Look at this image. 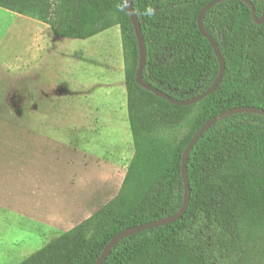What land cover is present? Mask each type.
Here are the masks:
<instances>
[{"label": "trees", "instance_id": "16d2710c", "mask_svg": "<svg viewBox=\"0 0 264 264\" xmlns=\"http://www.w3.org/2000/svg\"><path fill=\"white\" fill-rule=\"evenodd\" d=\"M212 0H131L147 47L143 79L175 100L210 88L220 66L198 27ZM260 18L264 0H250ZM0 8L50 26L55 37L86 40L119 27L134 153L121 187L93 215L19 264H94L120 232L177 213L181 160L210 119L238 107L264 110V23L240 0L203 18L225 73L217 90L177 106L136 82L139 47L123 0H0ZM190 203L174 223L130 235L104 264H264V117L241 113L211 127L188 157Z\"/></svg>", "mask_w": 264, "mask_h": 264}, {"label": "rangeland", "instance_id": "374dc122", "mask_svg": "<svg viewBox=\"0 0 264 264\" xmlns=\"http://www.w3.org/2000/svg\"><path fill=\"white\" fill-rule=\"evenodd\" d=\"M133 153L120 28L58 38L0 8V264L115 197Z\"/></svg>", "mask_w": 264, "mask_h": 264}, {"label": "water", "instance_id": "95a60500", "mask_svg": "<svg viewBox=\"0 0 264 264\" xmlns=\"http://www.w3.org/2000/svg\"><path fill=\"white\" fill-rule=\"evenodd\" d=\"M123 1H124L125 7H126L128 13H129L130 19L132 21V24H133V27L135 30V34H136V38H137V42H138V47H139L140 57H139V67H138V72H137V76H136V82L140 87H142L143 89L153 93L154 95L168 101L171 104H174L177 106H182V107L196 104V103L200 102L201 100H203L204 98H206L207 96L213 94L217 90L218 86L220 85V83L222 82L223 77H224L225 61L221 55V52L219 50V46H218L217 42L214 40V38L210 34H208L204 30L203 18L205 16V14L210 9H212L214 6H216L222 2H225V1H229V0H212L211 2H209L207 5H205L202 8V10L200 11V13L198 15L199 30L202 33V35L209 41L211 47L213 48L214 54H215V56L219 62L220 71H219L217 78L215 79V81L213 82V84L210 86V88L208 90H206L205 92H203L202 94H200L194 98H191L188 100H183V101L175 100L174 98H172L168 94L164 93L163 91H160V90L156 89L154 86H152L151 84H148L143 79V72H144L145 66L147 64L146 42L144 39V35H143L142 29H141L139 19H138L137 14L134 10V7H133L131 0H123ZM240 1L246 3L249 6L253 20L256 24L261 25L264 23V12H263L262 16L260 18H258L256 15L255 8H254V6L250 0H240ZM241 113L257 114V115H261L264 117V110L261 108H258V107H247L246 106V107H238V108H234V109L225 111V112L219 114L218 116L207 121L195 133V135L191 138V140L187 144L186 148L183 151L182 160H181V173H182V178H183V183H184V200H183V204H182L180 210L171 216H168V217H165V218L153 221V222H149V223H146V224H143L140 226L131 227V228H128V229L120 232L106 245V247L104 248V250L102 251V253L100 254V256L98 257V259L96 260V262L94 264H104L105 261L107 260V258L109 257V255L111 254L113 248L121 240L129 237L130 235L174 223L175 221L181 219L184 216V214L186 213V211L188 209V206L190 203V196H191L190 185H189V180H188V170H187V163H188V157H189L190 152L192 151L194 146L198 143V141L203 137V135L211 127H213L216 123L222 121L223 119H225L229 116H232L235 114H241Z\"/></svg>", "mask_w": 264, "mask_h": 264}, {"label": "crops", "instance_id": "0c3cea01", "mask_svg": "<svg viewBox=\"0 0 264 264\" xmlns=\"http://www.w3.org/2000/svg\"><path fill=\"white\" fill-rule=\"evenodd\" d=\"M51 242V241H50ZM29 257V256H28ZM23 261V260H22Z\"/></svg>", "mask_w": 264, "mask_h": 264}]
</instances>
